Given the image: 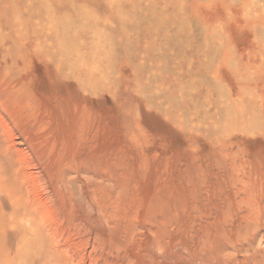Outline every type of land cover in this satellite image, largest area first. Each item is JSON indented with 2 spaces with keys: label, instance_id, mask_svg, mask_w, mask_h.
Returning a JSON list of instances; mask_svg holds the SVG:
<instances>
[{
  "label": "rangeland",
  "instance_id": "374dc122",
  "mask_svg": "<svg viewBox=\"0 0 264 264\" xmlns=\"http://www.w3.org/2000/svg\"><path fill=\"white\" fill-rule=\"evenodd\" d=\"M0 264H264V0H0Z\"/></svg>",
  "mask_w": 264,
  "mask_h": 264
}]
</instances>
